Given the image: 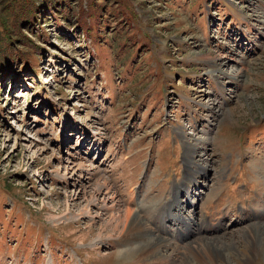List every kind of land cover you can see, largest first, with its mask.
I'll return each mask as SVG.
<instances>
[{
	"label": "rangeland",
	"instance_id": "rangeland-1",
	"mask_svg": "<svg viewBox=\"0 0 264 264\" xmlns=\"http://www.w3.org/2000/svg\"><path fill=\"white\" fill-rule=\"evenodd\" d=\"M104 181L264 264V0H0V264H116Z\"/></svg>",
	"mask_w": 264,
	"mask_h": 264
},
{
	"label": "bare ground",
	"instance_id": "bare-ground-1",
	"mask_svg": "<svg viewBox=\"0 0 264 264\" xmlns=\"http://www.w3.org/2000/svg\"><path fill=\"white\" fill-rule=\"evenodd\" d=\"M230 74L233 75L232 72ZM234 74L235 76H239V74L237 73H234ZM224 75L229 76L227 74H224ZM232 75H230V77ZM187 186L188 184L186 183L184 187L179 188V190H176V197L179 195V192H181L182 194V192L185 191V188H187ZM96 192L100 195L99 196L100 198H98V201L100 202L101 210L103 209L108 212L109 211L111 212L110 217H109L110 220L105 225L106 229L108 230V234H107L108 237L116 236L115 238H117V241H121L123 242V245L127 246L126 250H121L120 252L108 254V257L115 259L116 264L119 262L128 263V264L129 263H143V262H146V264L150 262H152V264H177L179 261L182 264H195V263L210 264V263H206L205 260L207 258L203 260V257L198 255L200 253V249H203V252H205L208 248H211V247L218 248L219 245L225 244L224 241L218 240V239L202 241L199 247L193 246V244H189V243L187 244L185 242L187 247L185 248L184 254L183 253L181 254L182 250L180 249L181 246L179 244L174 243L172 240H168L166 239L167 237L165 238L161 235L163 230L166 228L161 227L159 231H155L153 228L150 227L149 221L151 219L150 217H148V215L153 214V210L155 209L154 207L157 205V202L153 201V202H149L146 206L142 205L139 208V211L134 210L132 207H129V208H122L120 206L118 207V204H119L117 201L118 199L115 195V192L114 194L112 193V190L109 187V184L107 181L100 183L98 185V189L96 190ZM186 195L189 196L190 194L188 193ZM172 204H173V201L170 200L167 204L168 209H169V206H172ZM172 208L174 207L172 206L171 209ZM172 213L171 211L169 213L162 212L164 216L162 218V221L167 222V220L169 219L171 221V218H173L176 221H180V222L184 221V219L179 215H178V220H177L175 216L171 215ZM196 225L197 223L195 222L194 226ZM173 232L175 236H178L181 234L180 237H183L184 235H189V233H184V232L181 233L180 228L175 229V230L173 228ZM263 236H264V230L260 231V229L258 228L255 230L249 231L248 233L242 234L243 239L262 238ZM86 239H87L86 236H82L83 241H86ZM152 260H155V262ZM203 261H205V263H203ZM212 264H216V263L212 262Z\"/></svg>",
	"mask_w": 264,
	"mask_h": 264
}]
</instances>
